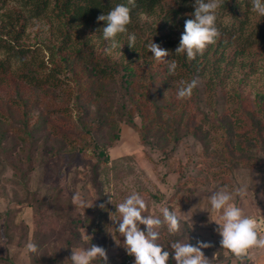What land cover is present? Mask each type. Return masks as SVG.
<instances>
[{
	"label": "rangeland",
	"instance_id": "1",
	"mask_svg": "<svg viewBox=\"0 0 264 264\" xmlns=\"http://www.w3.org/2000/svg\"><path fill=\"white\" fill-rule=\"evenodd\" d=\"M6 7L15 6L8 0ZM181 17L168 24L157 14L139 20L148 28L143 38L152 32L165 40L160 46L176 61ZM45 27L47 18L26 26L22 42L31 62L48 57L52 39ZM121 39L127 43L126 35ZM94 41V49L106 55L107 42ZM251 50L235 62L231 52H209L198 87L185 99L177 97L179 82L191 80L183 69L162 86L165 65L154 58L145 64L137 60L133 87L148 85L163 110L141 104L143 98L133 93L130 100L116 79L108 83L111 99L102 94L95 100L84 77L71 79L75 74L57 88L36 92L37 104L28 116L6 102L9 91L1 92L0 264H68L71 249L91 244L106 249L108 263L130 259L134 264L115 230L121 218L116 208L133 192L146 202L144 215L162 219L161 209L168 207L181 221L182 233L157 229L156 242L170 252L167 264H175L170 244L183 241V233L192 244L212 245L203 250L210 264H253L250 255L236 260L220 248L218 215L208 200L219 188L232 192L246 184V197L234 203L248 216H264V44ZM119 51L124 46L110 56L119 59ZM76 192L92 207H77ZM28 242L39 246L38 253L26 252Z\"/></svg>",
	"mask_w": 264,
	"mask_h": 264
},
{
	"label": "trees",
	"instance_id": "2",
	"mask_svg": "<svg viewBox=\"0 0 264 264\" xmlns=\"http://www.w3.org/2000/svg\"><path fill=\"white\" fill-rule=\"evenodd\" d=\"M7 1L0 0V93L9 91L11 95L6 96V102L21 109L24 115L28 116L37 104L34 102L36 92L44 87L57 88L74 74L71 78L74 81L84 77L83 81L88 86L86 88H92L95 100L101 98L102 94L109 95L111 99L108 83L117 80L130 100H134V96L142 97L144 102L141 104L163 110L157 104V95H151L148 85L142 86L139 83L134 88L132 84V79L139 77V66H133L136 61L141 60L145 64L146 60L153 58L148 45L151 42L158 45L165 42L152 32L143 38L144 30L148 28L140 26V16L157 14L163 24L174 22L183 16L178 20L182 35L185 20L191 18L194 11V0H136V5L131 10L132 22L128 25V30L129 33H135L137 45L130 49L121 39L124 35L117 36L116 39L125 48L119 59L97 52L92 39L103 40L102 29L106 22H97V17L107 14L117 4H127V0H9L14 3L15 7L12 9L6 7ZM250 5V0H223L217 10L216 22L221 32L220 37L206 48L203 55H198L192 61H188L183 54L177 55L178 68L183 69L192 79L205 71L209 52L213 55L218 50L222 56L227 51L231 52L230 60L235 62L242 54L251 53L253 49H250L255 44H264V17H252ZM44 18L49 21V27L45 29L52 39L47 48L48 57L46 60L31 62L28 57L29 48L22 42L24 32L28 22ZM85 30L89 31L88 35H85ZM130 56L134 59H129ZM160 72L164 86L173 75H169L166 65ZM73 99L74 102L70 98L67 102L74 103L75 106L79 96H74ZM241 148L240 146L242 151Z\"/></svg>",
	"mask_w": 264,
	"mask_h": 264
},
{
	"label": "clouds",
	"instance_id": "3",
	"mask_svg": "<svg viewBox=\"0 0 264 264\" xmlns=\"http://www.w3.org/2000/svg\"><path fill=\"white\" fill-rule=\"evenodd\" d=\"M223 0H194V11L191 18L186 19L184 30L180 36V42L175 49V55H185L188 61L203 55L206 48L215 43L221 32L217 27V10ZM136 5V0H127V4H117L107 14L97 17V22L104 21L106 26L102 29V38L107 42L104 48L106 55H111L115 50L121 49L116 39L119 35H126L127 46L135 48L137 37L135 33H129L128 25L131 24V10ZM251 11L260 17H264V0H251ZM149 52L159 64L167 66L169 75H175L178 63L175 59H169L172 53L160 45L152 43L148 45ZM119 54L122 53L119 51ZM178 89V99L190 98L193 90L199 85V78L190 81L181 80ZM248 192L247 185H243L232 192L227 188H219L208 197L211 211L218 215L214 221L220 239V248L230 253L236 260H242L251 249L264 250V216L259 219L248 216L243 209L234 203L237 197L244 198ZM73 203L81 208L92 207L80 192L72 196ZM110 202V201H109ZM104 208V205H100ZM116 211L120 214V220L115 230L123 237L124 248L129 256L134 257V264H167L170 252L165 250L156 241L160 233L157 229L166 226L169 235L182 233V224L178 215L168 207L161 209L162 219L152 215H144L147 211L145 200L139 193L133 192L121 202ZM143 225L145 230H141ZM185 239L176 240L170 244L171 256L175 264H210V260L204 255V249L211 247L208 242H189L187 233H183ZM87 236V235H86ZM91 239V237L87 236ZM26 252L29 255L36 254L39 246L35 242L26 244ZM100 259L102 264H108V254L104 247L91 244L87 248L71 249V256L65 261L68 264H93Z\"/></svg>",
	"mask_w": 264,
	"mask_h": 264
},
{
	"label": "crops",
	"instance_id": "4",
	"mask_svg": "<svg viewBox=\"0 0 264 264\" xmlns=\"http://www.w3.org/2000/svg\"><path fill=\"white\" fill-rule=\"evenodd\" d=\"M249 255L256 260L253 264H264V250L253 249L252 253H248Z\"/></svg>",
	"mask_w": 264,
	"mask_h": 264
},
{
	"label": "built area",
	"instance_id": "5",
	"mask_svg": "<svg viewBox=\"0 0 264 264\" xmlns=\"http://www.w3.org/2000/svg\"><path fill=\"white\" fill-rule=\"evenodd\" d=\"M260 217H257V219H259ZM108 264H111V263H108ZM116 264H132V262L130 261V259H126L120 263H116Z\"/></svg>",
	"mask_w": 264,
	"mask_h": 264
}]
</instances>
